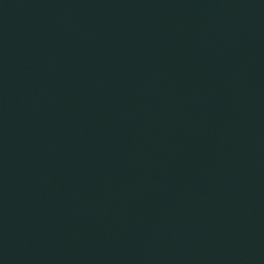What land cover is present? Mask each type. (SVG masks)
Instances as JSON below:
<instances>
[{
	"label": "water",
	"instance_id": "95a60500",
	"mask_svg": "<svg viewBox=\"0 0 264 264\" xmlns=\"http://www.w3.org/2000/svg\"><path fill=\"white\" fill-rule=\"evenodd\" d=\"M0 264H264V0H0Z\"/></svg>",
	"mask_w": 264,
	"mask_h": 264
}]
</instances>
